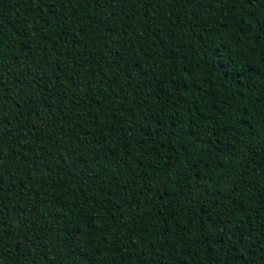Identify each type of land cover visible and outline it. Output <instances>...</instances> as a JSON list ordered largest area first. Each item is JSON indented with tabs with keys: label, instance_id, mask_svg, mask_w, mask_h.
<instances>
[{
	"label": "trees",
	"instance_id": "1",
	"mask_svg": "<svg viewBox=\"0 0 264 264\" xmlns=\"http://www.w3.org/2000/svg\"><path fill=\"white\" fill-rule=\"evenodd\" d=\"M213 255L264 264V0H0V264Z\"/></svg>",
	"mask_w": 264,
	"mask_h": 264
},
{
	"label": "snow or ice",
	"instance_id": "2",
	"mask_svg": "<svg viewBox=\"0 0 264 264\" xmlns=\"http://www.w3.org/2000/svg\"><path fill=\"white\" fill-rule=\"evenodd\" d=\"M23 43L30 45L31 41L30 40H25V41H23ZM229 222H231V221H229ZM214 259H216L214 255L212 257H210V264H211V261L214 260ZM219 264H231V262H230V260L227 257H225V258H223V259H221L219 261Z\"/></svg>",
	"mask_w": 264,
	"mask_h": 264
}]
</instances>
